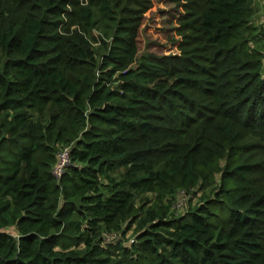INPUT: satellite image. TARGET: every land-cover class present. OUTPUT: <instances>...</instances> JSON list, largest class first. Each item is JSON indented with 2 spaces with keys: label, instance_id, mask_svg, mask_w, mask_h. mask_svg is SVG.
I'll return each mask as SVG.
<instances>
[{
  "label": "trees",
  "instance_id": "16d2710c",
  "mask_svg": "<svg viewBox=\"0 0 264 264\" xmlns=\"http://www.w3.org/2000/svg\"><path fill=\"white\" fill-rule=\"evenodd\" d=\"M255 6L0 0V264H264Z\"/></svg>",
  "mask_w": 264,
  "mask_h": 264
},
{
  "label": "rangeland",
  "instance_id": "374dc122",
  "mask_svg": "<svg viewBox=\"0 0 264 264\" xmlns=\"http://www.w3.org/2000/svg\"><path fill=\"white\" fill-rule=\"evenodd\" d=\"M255 4L256 15L253 21L257 25L264 24V0H255ZM162 7L163 6L158 3L151 9V12L146 15V20L144 21L139 35V42L142 51L161 53L164 50H169L171 47V35L169 33L166 34L163 28H159L162 26L161 23L156 26L155 22ZM223 205L224 207L220 206V209L224 208L222 216L218 217L217 215V219L225 221L230 216V208L228 204Z\"/></svg>",
  "mask_w": 264,
  "mask_h": 264
},
{
  "label": "built area",
  "instance_id": "2783aa9c",
  "mask_svg": "<svg viewBox=\"0 0 264 264\" xmlns=\"http://www.w3.org/2000/svg\"><path fill=\"white\" fill-rule=\"evenodd\" d=\"M71 164V157H70V147H63L59 150L57 154V162L53 168V175L55 176L56 180L59 181L65 169ZM181 198L178 203V206H182L185 204V198L182 197L184 194L187 197V193L185 191H180Z\"/></svg>",
  "mask_w": 264,
  "mask_h": 264
},
{
  "label": "water",
  "instance_id": "95a60500",
  "mask_svg": "<svg viewBox=\"0 0 264 264\" xmlns=\"http://www.w3.org/2000/svg\"><path fill=\"white\" fill-rule=\"evenodd\" d=\"M140 57V54L138 55ZM136 67V65L134 66V68Z\"/></svg>",
  "mask_w": 264,
  "mask_h": 264
}]
</instances>
